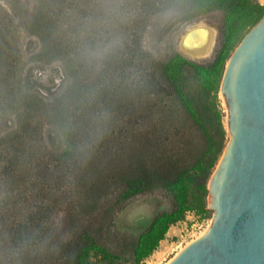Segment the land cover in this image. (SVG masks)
Returning a JSON list of instances; mask_svg holds the SVG:
<instances>
[{
  "label": "trees",
  "instance_id": "1",
  "mask_svg": "<svg viewBox=\"0 0 264 264\" xmlns=\"http://www.w3.org/2000/svg\"><path fill=\"white\" fill-rule=\"evenodd\" d=\"M168 11V30L221 14L211 62L179 51L159 59L144 48L150 19ZM263 14L260 0H35L24 17L38 55L77 60L67 69L71 84L45 100L22 77L19 29L0 1V116H27L8 134L0 122V264H145L188 211L207 214V183L224 145L209 138L199 156L181 157L167 112L175 103L204 126L188 78L219 92L228 59ZM39 117L60 141L50 136L45 146ZM156 189L171 209L138 235L119 231L127 200Z\"/></svg>",
  "mask_w": 264,
  "mask_h": 264
},
{
  "label": "rangeland",
  "instance_id": "2",
  "mask_svg": "<svg viewBox=\"0 0 264 264\" xmlns=\"http://www.w3.org/2000/svg\"><path fill=\"white\" fill-rule=\"evenodd\" d=\"M0 1L15 17L19 29L17 43L21 51L22 77L29 76L32 81L31 85L39 88L38 90L45 100H50L71 84L72 80L67 69H71L77 60L72 57L47 60L38 55L40 46H35L34 40L37 38L27 30L24 17L31 14L35 0ZM220 20V13H211L198 21L183 25L178 30L175 29V25L168 30V27L175 22V12L168 11L150 19L143 39L144 48L159 59H167L174 51H179L198 63L207 64L212 61L217 48ZM198 27L204 28L205 33V35L202 33V38H200V34L199 39L194 41V46L199 50L187 51L186 42L188 40L186 37L190 30ZM207 36L211 39L210 44L207 49L200 51ZM187 83L190 84V92L196 100L204 126L192 124L185 111L174 103L167 112L168 115L171 114L169 120H172L178 129V134L173 129H169L171 149L178 151L183 158L194 159L207 148L209 138H213L217 145H224V150L229 139V132L226 126L228 109L223 95L220 90L217 93L199 91L194 78H188ZM0 117L3 132L7 134L18 130L23 120L27 119L26 113L23 111H5ZM45 119V117H39L38 123L42 124L40 134L44 139L45 146L48 147L54 141L50 136H57L58 141L61 139L56 126ZM126 158L125 156L121 158L124 165L128 162ZM206 200L208 203V198ZM127 201L125 208L118 213L115 225L119 231L134 235H138L157 213L172 207L170 199L162 189L137 194ZM213 215L212 209H209L207 214L198 213L195 210L188 211L183 220L170 226L165 239L160 242L158 249L146 259L145 264H166L184 246L206 232L212 222Z\"/></svg>",
  "mask_w": 264,
  "mask_h": 264
},
{
  "label": "water",
  "instance_id": "3",
  "mask_svg": "<svg viewBox=\"0 0 264 264\" xmlns=\"http://www.w3.org/2000/svg\"><path fill=\"white\" fill-rule=\"evenodd\" d=\"M203 29L189 31L187 51ZM220 92L229 139L207 183L213 219L166 264H264V14L228 59Z\"/></svg>",
  "mask_w": 264,
  "mask_h": 264
},
{
  "label": "bare ground",
  "instance_id": "4",
  "mask_svg": "<svg viewBox=\"0 0 264 264\" xmlns=\"http://www.w3.org/2000/svg\"><path fill=\"white\" fill-rule=\"evenodd\" d=\"M204 35H205V33H204ZM200 38H202V36H201ZM206 231H207V230H206Z\"/></svg>",
  "mask_w": 264,
  "mask_h": 264
}]
</instances>
